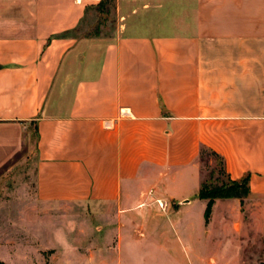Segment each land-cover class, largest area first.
Returning a JSON list of instances; mask_svg holds the SVG:
<instances>
[{
    "label": "crops",
    "instance_id": "crops-1",
    "mask_svg": "<svg viewBox=\"0 0 264 264\" xmlns=\"http://www.w3.org/2000/svg\"><path fill=\"white\" fill-rule=\"evenodd\" d=\"M103 1L0 0V171L35 155L28 214L86 208L121 246L199 199L203 147L264 214V0H115L112 37L78 36Z\"/></svg>",
    "mask_w": 264,
    "mask_h": 264
},
{
    "label": "rangeland",
    "instance_id": "rangeland-1",
    "mask_svg": "<svg viewBox=\"0 0 264 264\" xmlns=\"http://www.w3.org/2000/svg\"><path fill=\"white\" fill-rule=\"evenodd\" d=\"M117 28L115 0H104L88 11L77 33L110 38ZM199 164L213 185L228 181L217 158L205 153ZM34 170L33 154L17 156L0 171V256L8 264H264L260 201L247 200L229 214V201L219 200L207 225L196 198L178 223L170 220L173 210L147 216L149 228H134L118 246L116 237L108 238L106 216L86 208L28 214L26 205L36 202ZM12 238L24 255L11 257Z\"/></svg>",
    "mask_w": 264,
    "mask_h": 264
},
{
    "label": "trees",
    "instance_id": "trees-1",
    "mask_svg": "<svg viewBox=\"0 0 264 264\" xmlns=\"http://www.w3.org/2000/svg\"><path fill=\"white\" fill-rule=\"evenodd\" d=\"M205 153H208L209 155L217 158L220 161L221 174L226 175V177L228 178V181L222 182L220 185H213L208 179L203 180L199 194V199L207 201V205L204 213V219H205V223L208 225L212 217L213 206L216 200L236 198L241 200V203L243 205L245 198H247L249 195V186H248L249 179L245 178L240 182L230 180L225 169L224 159L214 151H211L203 147L200 151L199 160L201 161L203 160V156ZM0 264H5V263L0 262Z\"/></svg>",
    "mask_w": 264,
    "mask_h": 264
},
{
    "label": "water",
    "instance_id": "water-1",
    "mask_svg": "<svg viewBox=\"0 0 264 264\" xmlns=\"http://www.w3.org/2000/svg\"><path fill=\"white\" fill-rule=\"evenodd\" d=\"M186 202H188V201H186Z\"/></svg>",
    "mask_w": 264,
    "mask_h": 264
}]
</instances>
